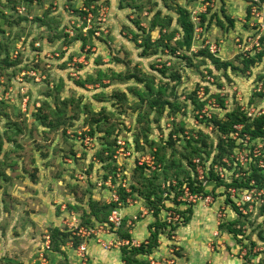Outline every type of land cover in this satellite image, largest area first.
<instances>
[{
  "label": "rangeland",
  "instance_id": "374dc122",
  "mask_svg": "<svg viewBox=\"0 0 264 264\" xmlns=\"http://www.w3.org/2000/svg\"><path fill=\"white\" fill-rule=\"evenodd\" d=\"M19 1L22 0H0L1 12L12 16L9 23L0 16V44L9 47V58L6 59L7 51H2L0 57V143L3 142L0 150V264H39L46 259L51 251L50 228L57 227L66 234L65 230H70V246L76 250L81 244L76 247L73 237L87 245L95 236L78 235L74 224L87 228L93 224L100 230L99 234H106V229L100 228L103 220L99 221L92 210L114 203V192L119 195L118 190L124 188L123 185V190L131 193L123 206L133 204L138 211L131 221L126 219L125 225L122 223L114 232L117 237L124 231L134 233V228L145 218L155 221L145 187L157 191L160 186L162 194L166 192L162 195L165 197L167 194L174 197L182 190L183 195L177 200L183 204L177 206V210H185L190 200L185 187L189 184L184 182L179 187V180L173 175V167L178 163L183 164L185 174L189 171L197 179L202 174L206 182L214 173L213 178L224 184L242 183L255 167L256 171L262 170L258 166L264 161V138L253 139L236 128L223 134L216 126V122H225L232 112L246 115L248 122L264 115V62L241 72L245 52L238 47L237 39L243 40L251 34L250 30L231 38L224 36L230 39L224 40V31L218 27L221 16L229 22L225 15L228 4H224V10L222 0H217V4L208 6L204 12L201 0L179 1L178 4L189 11L194 25L192 50L180 48L172 54L168 49L163 51V45H155L152 49L159 55L142 57L141 40L147 37L150 21L158 10L166 21L169 18L172 21L165 28L166 32L155 28L150 34L151 41L157 43L161 33L163 36L174 34L173 40L164 42L174 48L178 40H182L180 15L171 0H134L139 4L137 11L121 9L120 0H97L95 6L99 8V15L89 23L88 16L78 13L84 9L85 0H30V3L24 2L25 7H16ZM26 6L30 13H25ZM18 8L26 20H15ZM95 27L99 28L97 32L88 36V30ZM217 43H221L222 48L215 57L220 62H231L237 70L232 67L225 70L220 63L215 64L207 54L201 53H210L204 49L206 44ZM36 48L40 49L38 53L33 52ZM161 70H165L166 75ZM126 74L144 76L146 81H119ZM252 74L255 75L253 83ZM150 83L154 92L162 88L163 100L168 99L180 107L176 113L169 115L166 109L157 121L156 111L147 105L134 110L139 102L137 95ZM116 94L127 96L118 101ZM93 119L102 122L99 126L94 124L95 134L91 135ZM108 128L114 130L109 139L105 135ZM108 141L113 145L116 142L112 146L111 161L106 159ZM188 142L199 148V153L193 152ZM158 146L163 148L159 156L165 158L162 164L155 155ZM188 156L192 160L190 166ZM168 163L172 166L167 170L164 164ZM141 166L143 172L139 169ZM155 175L158 178H154ZM246 184L248 182L242 183ZM205 186L210 196L194 194L202 197L199 204L217 207V230L213 233L221 231V224L239 216L244 236L234 240L228 227L223 226L221 236H212L210 245L206 242L200 249L184 247L176 239L179 237L177 229H172V225L180 224L182 219L168 222L175 205L168 207L171 204L166 203L159 217L162 222L166 220L168 226L161 236L170 240V255L183 259L181 257L188 256V252H203L207 259L202 264H220L218 260L222 264H233L231 260L234 264H263L264 212L259 208L248 211V206H244L237 215L232 205H225L223 201L230 198L234 203L232 196L239 198L246 187L214 188V182L209 181ZM96 203L100 205L97 207ZM98 241L104 242L99 237ZM134 241L136 247L142 243ZM156 250L158 248L153 251ZM172 262L163 264H174ZM200 262L183 259L178 264ZM149 263L157 264V260L149 259ZM79 264L83 263L79 261Z\"/></svg>",
  "mask_w": 264,
  "mask_h": 264
},
{
  "label": "trees",
  "instance_id": "16d2710c",
  "mask_svg": "<svg viewBox=\"0 0 264 264\" xmlns=\"http://www.w3.org/2000/svg\"><path fill=\"white\" fill-rule=\"evenodd\" d=\"M25 1L30 3V0H22L21 2L19 1L18 3H15L16 7H20V6H24L25 7V5H24ZM96 1L97 0H85V2H84V6L85 7H84L83 10L81 9V10L78 11V13H80L79 15L80 16L85 15V16H88V18H89V16H92L91 21L95 20L96 17L99 15V13H98V11H99L98 9L99 8L97 6H95V2ZM171 1L174 3V6H175L177 12L180 15L179 19H180V23H181V27H182V31H183L182 40H178V42H177V44H176V46L174 48H171L168 43L165 45V43L168 40L171 41V40L174 39V34H169L167 36H163L162 33H161V39H159V41L157 43H155L156 41H154V42L151 41L150 34L155 28L156 29L159 28L160 32H164V31L166 32L165 28L170 26L171 21H172L171 18H169L166 21L167 18L162 15L161 11L158 10L153 15V18L150 21V29L148 30L147 37L144 38L143 40H141V43H142L141 47L143 49L142 54H141L142 57H148V55H150V54L159 55V54H156L157 50L152 49L153 46H155V45L156 46L157 45L158 46H162L163 45V47H162L163 51H165V49H168L172 54L175 51L177 52V50L179 51L180 48H184L185 50L190 51L191 46H192V42H193L194 25H193V23L190 20L189 11L186 8H184L183 6H180V4H178L179 1H181V0H171ZM119 7L121 9H131L132 11H137V10L140 9L139 8V4L138 3L136 4L134 2V0L133 1L132 0L131 1H129V0H120ZM25 10H26L25 13L26 12L30 13L28 6H26ZM0 16L2 18L6 19V23H9L11 21L10 17H12V16H6L3 12H1V10H0ZM204 17L205 16H203L202 18L205 21L206 19ZM26 19L27 18H26L25 15L17 13V17H16L15 20L20 22V21H23V20H26ZM228 20L230 21V24L233 26V21L230 18H228ZM40 21H42V20H40ZM218 23L221 26L224 25L222 20L219 19V18H218ZM136 24L139 27L138 22H136ZM82 25L84 27L87 25L86 19L83 21ZM42 26L44 27L46 25L43 24ZM97 29H99V28H97V27L90 28L88 30V32H87L88 36H93L97 32ZM0 30H1V28H0ZM143 32H144V30H143ZM80 33H83V32H80ZM137 36L138 35L136 34L135 37H137ZM80 37H82V36H80ZM75 40H77V38ZM84 40H86V39H84ZM135 41H138V40L135 38ZM152 43H154V44H152ZM7 47H8L7 44L6 45L5 44H0V57L2 56L1 55L2 51H4V52L7 51L6 59L9 58V52L7 50ZM39 51H40V49H38V48L33 50V52H35V53L36 52L38 53ZM201 53L207 54L215 64L220 63V65L223 66V68L225 70H227L229 67H232L233 70H237L236 67L232 66L231 62H225V63L224 62H220L219 58H216L215 56H213L212 54H210L208 52H206V53L205 52H201ZM263 57H264V50L262 52L256 54L255 56L244 58V63L245 64H244V67L241 68V72L245 73L247 70H251L259 62L263 63L264 62ZM161 72L164 75H166V71L165 70H161ZM135 79L137 80L138 83L146 81V80H144L145 79L144 76L140 77L139 75H136V74H128V75L126 74V75L122 76V78L119 79V81H128V80H135ZM95 82H96V80H95ZM161 93H162V88H160V89H158V90H156L154 92V88L151 85V83L148 84L147 88L144 89V90H140L139 94L137 95L139 97V102L136 103V106L134 107V110H136L138 107H142L143 105H147V107L150 110L154 109L156 111V120L157 121H159V119L165 113L166 109H168L169 115H172V114L176 113V111L180 107L177 104H175L174 102L169 101L168 99L167 100H163L160 97ZM126 96H127L126 94H124V95L116 94L115 95L116 100H118V101L122 100V98L126 97ZM227 117L228 118H227V120L225 122H216V126H217V128L219 129V131L221 133L229 134V132L233 131L235 126L241 125L242 126V128H241L242 134L243 133H247L253 139H257V138H261L262 139V138H264V115L259 116L257 118H254L251 122H248V119L246 118V115L237 114L236 112H232V113L228 114ZM46 119L47 118L44 117L45 121H46ZM102 120H104V118H102ZM102 120L93 119V123L91 124V130H90V134L91 135L95 134L94 124L99 126L101 124ZM104 122H106V120H104ZM59 124H60V122L57 121V125H59ZM149 124H150V122L147 121V125H149ZM50 125H53V124H50ZM53 126L57 127L56 124L53 125ZM113 131L114 130L112 128L106 129L105 135H106L107 139H109L111 137V135L113 134ZM144 136L146 137V132L144 133ZM244 136L246 137L247 135L244 134ZM8 141L10 142V140H8ZM12 142H13V140H12ZM170 143H172V142H170ZM2 145H3V142L0 143V150H2V148H3ZM115 145H116V142H115ZM115 145H113L111 142H109L108 143V147L105 148V150L109 152V155L106 156L107 157L106 159H109L110 161L112 160V157H113V154H114V147H112V146H115ZM187 146L190 147V149H192L193 152L199 153V151H200L199 148L192 147L190 142L187 143ZM219 148L222 149V146L220 145ZM162 149L163 148H160L158 146V148L156 150V153H155V155H157L156 158L160 162V164L165 163L164 162L165 158L164 157H159L160 153H161L160 151ZM190 154H191L190 155L191 157L194 156V155H192V153H190ZM183 157H185V156H183ZM255 157H256V159H259L258 156H255ZM188 158H189V166H190V165H192V162H191L192 160H191V158L189 156H188ZM102 161H105V159L102 158ZM164 165H165V167L167 166L165 168L167 170L170 169L171 166H172V164H170V163H168V165L167 164H164ZM182 166H183L182 163H178L177 165H175L173 167V168H175V172H174L173 175H174V177L177 180H179V187H181L182 184H184V182H186V183L189 184L188 188H189V190L191 192H193V193L197 192V194H200V195L204 194V195L210 196L205 191V187L206 186L203 185V181H201V180H199L197 178H194V176L189 174L190 173L189 171H188L189 173L186 171L187 173L185 174V171H182ZM258 168H259V166H258ZM139 169H140L141 172L144 171V167H142V166L139 167ZM32 177L33 178L36 177L35 173L32 174ZM213 177H215L214 173L211 174V178L208 177V179L207 178H205V179H207L209 182H212V183L214 182V184H215L214 188L238 186V185L241 186V187H246V189H250L252 187H255L257 190H261L262 188H264V172L262 170H257L256 171V167H255V169L251 170V174L248 177H246L244 179V181L242 182L243 185H244L245 182H248V184H246V186H243L241 182L240 183L239 182H232L233 184H224V183L218 181L217 178H213ZM154 178H158V176L155 175ZM180 179H182V180H180ZM251 180H254L256 182L255 185L250 184ZM159 187L160 186L157 187V191H156L155 188H153V189H151L149 187H145L144 188L147 191L146 192V197H147V200H148L147 201L148 207H149V209L151 211H153L152 214H153V217L155 218V221L149 226L150 236H149V239H148L147 243H142L138 247H125V248L122 249L123 259H124L125 263H127V264H149L145 260H143L141 258H138V257L140 255H142V256L150 255L152 253L153 249L158 246L159 236L161 234L165 233V232H162V230L164 228L166 229L168 226H166V224H165L166 220L163 219L164 222H162L160 217H159V215H160L161 211L165 209L164 205H166V203L167 204H171V206H173L172 204H174L175 205V206H173L174 207V210H173L174 213L178 214L181 217V219H182V222L180 224L176 223V224L172 225V229L173 230H176L181 225L188 224L189 221L191 220V217H192L193 213H194V207L200 205L199 201L193 202V203H197V205H194V206L190 204L191 202H189V203L185 204L186 205L185 210H183V211L182 210H177V206H180V204L181 205L183 204V203H181L180 201L177 200L179 195H183V191L180 190V192H178L177 194L175 193L174 197H171L170 194H167V196L165 197V196H162V195H164L166 192H164V194H162L163 191H161V189ZM123 189L124 188H120L118 190V193H119V197H120L121 203L122 204H126L127 203L126 202V198L129 197V195H131V193L130 194L126 193V191L123 190ZM222 189L225 191L224 188H222ZM158 191H161V193H157ZM213 193H214V191H212V194ZM220 193H222V192H220ZM153 196H155V197H153ZM213 200H215V199L213 198ZM176 201H178V202H176ZM223 201H224L225 205L226 204L229 205V203H230L232 205L233 210L237 213V215H239V210H241V209L237 205L236 206L238 208L235 206L236 202L234 200L233 201H234L235 204L232 203V200H230V198H225V200H223ZM251 204L253 205V208H259L261 210V213L264 212V201L263 202H257L255 200L252 203H246L244 206L245 207L248 206V211H250L249 210V206ZM94 205L95 206H97V205L99 206L100 204L96 203ZM116 205L117 204H115V203H111L108 206H101V208L98 209V210H95V209L92 210V214L97 219H99V221L103 220L101 222L105 224L107 222V218H108L109 214L111 213V211L113 210V208ZM201 205H203V204L201 203ZM222 205H224V204H222ZM203 207H206V206H203ZM207 207H209V206H207ZM100 215H102V216L100 217ZM88 221H90V220H88ZM223 226L228 227L227 228L228 233H230L231 235L233 234L234 237H235L234 239H236V240H238L240 237L244 236L242 231L240 230L242 227L240 226L239 216L236 217L235 220H233L231 222H228L227 224H223V225L221 224V228H222L221 231L224 229ZM79 227H83V228L89 229V228H94L95 226L92 224L91 227L87 228V227H84L81 224H79ZM235 227L237 229H234ZM65 231H67V234H66V232H64V230H61V229H59L57 227L49 229V244H50L49 249L52 252L62 253V246L65 245L69 241V239L71 237L70 236L71 235V231L70 230H65ZM120 238L130 239V235L128 234L127 231H124V232H122ZM73 239H74V245L76 247L78 245L82 244L83 240L81 241V240H79L78 238H75V237H73ZM251 243H253V242L251 241ZM248 263L249 262H247V264Z\"/></svg>",
  "mask_w": 264,
  "mask_h": 264
},
{
  "label": "crops",
  "instance_id": "0c3cea01",
  "mask_svg": "<svg viewBox=\"0 0 264 264\" xmlns=\"http://www.w3.org/2000/svg\"><path fill=\"white\" fill-rule=\"evenodd\" d=\"M214 1L217 4V0H214ZM221 3H222L221 6H223L224 10H226L224 4L225 3L228 4L229 12L226 10L225 15L233 21V26L230 24L231 27H228L230 21L228 22L226 19H224L221 16V20L222 18L224 19V22H223L224 25L223 26L218 25V27L224 31L222 34L223 35L222 38L224 36L225 37L229 36V38L235 37L236 33H240L242 35L245 34L246 30L249 29L248 25L245 22L246 13H247L246 0H222ZM236 5L237 7L235 8ZM228 28L230 29L228 30ZM225 37L223 38L224 40H230L229 38L226 39ZM257 65L258 64H256V66ZM254 77L255 75H253L252 79L250 80L251 83L254 82L255 80L253 79ZM169 206L171 205H168V207ZM139 208L141 209V205L139 206ZM121 209L124 215V221H123V226H124L126 219H130L131 221L133 216H135V212L137 208H135L133 204H130V205L122 206ZM216 209L217 207L215 205L213 207L212 206L203 207V205L200 204L194 207V213L189 223L181 225L180 227L177 228V234L179 235V237L178 238L176 237V239L179 241V244L184 247L190 246L192 248L197 247L198 249H200L202 246L205 245L206 242L208 243V245H210L209 243H211L213 239L212 236L214 237V236H218L222 234L223 231H215L213 233L214 230H217V226L215 224ZM141 222L143 223L137 224L138 225L137 228L136 227L134 228V233H132V231L130 233L129 231L128 234L130 235V240H140L142 243H147L149 236H150L149 226L154 221L151 222L149 218H147V220L145 218L141 220ZM164 235L166 236V234ZM98 237L100 238V241H104V242L117 239V236H115L114 233L98 234L97 236L93 237V239H91V241L87 243V255L90 258V264H127L125 263L123 259V253H122V249L125 247L104 249L101 243L98 241ZM232 237L233 239L235 238L233 234H232ZM218 240L221 241V238H218ZM244 241L246 242V240ZM70 242L71 241H68L65 245L62 246V253L50 251V254H47L46 260L43 262L40 261L39 264H79L80 259L78 256V250H76V248H74L72 245L70 246L71 244ZM169 243H170L169 239L163 238L160 235L158 239V246L154 248V249L158 248V250H156L155 252L152 251V253L150 254V256L148 255V257L140 255L138 258H141L148 263H149V259H154V260H157V264H163V262L168 263L169 261H173L172 263L174 264H176L177 262L178 264L179 260H183V259H189V261L191 262L193 261L196 262L198 260V261H201L199 264H202V261L207 259L206 257L207 255L203 252H199V253L198 252L196 253L188 252L189 253L188 256L184 254V256L181 257L183 259H179L178 257L170 255V253L168 252V250L170 251ZM94 254L97 256H95ZM171 257L173 258L171 259ZM231 262L233 264L235 263L232 260ZM217 263L222 264L221 261L219 260L217 261Z\"/></svg>",
  "mask_w": 264,
  "mask_h": 264
},
{
  "label": "built area",
  "instance_id": "2783aa9c",
  "mask_svg": "<svg viewBox=\"0 0 264 264\" xmlns=\"http://www.w3.org/2000/svg\"><path fill=\"white\" fill-rule=\"evenodd\" d=\"M201 2L202 3H200V7L203 8L202 11H204V12L207 10L208 6H214V4H215L214 0H212L211 2L208 0H201ZM246 2L248 3V5H247L248 10L246 13L245 22L248 25L251 34H247V36L243 40L237 39V43H238V47L240 49H243V51L245 52V53H242L244 55V57L248 58V57L255 56L256 54L262 52L263 48H264V37H263V33H264V12H263L264 0H246ZM19 13L22 14L23 12H21L19 9ZM193 19L195 20L196 18H193ZM90 21L91 20H90V16H89L88 22H90ZM206 43H208V42H206ZM217 44H208V45L206 44L204 46V49H207L213 56H215L218 52L221 51V48H222L221 43L218 45ZM252 51L255 52L254 55H251L250 52H252ZM249 115H252V113H250ZM260 115H262V114H260ZM238 127L239 128H237V126H235V128L239 129V130L242 128L240 126H238ZM261 162H263V161H260V163ZM260 163H259V167L264 172V162H263V165ZM200 175L201 176L198 179L203 181L204 185L207 184V181L205 182L202 174H200ZM251 184L255 185V182L253 181ZM123 187L125 188L124 185H123ZM244 190H245L244 193L239 198L237 196H232L233 200L236 202V205L240 209H242V207L246 203H252L255 200L257 202H263L264 201V188H262L261 190H257L255 187H252L250 189L245 188ZM185 191H186V195L190 197L189 202L190 201L197 202L198 200H202V197H200V195L194 194L193 192L188 193V191H190L189 188L185 187ZM114 193H115L114 194L115 196L112 198V200L117 205L113 208V210L109 214L107 222L105 224H102V226L100 227L101 229H106V232H105L106 234L107 233H114L116 230L120 229L122 226L123 220H124V216H123L122 209H121L123 204L121 203L120 197L117 194V192H114ZM232 193L234 194V193H236V191L232 190ZM207 199H208V197L204 198L203 200L206 202ZM251 209H253L252 204L249 206L250 211H251ZM219 214H218V216L222 217V213L220 212ZM179 217H180L179 215H175L174 213L173 214L169 213L167 221L170 222L171 219H172V221L178 220ZM73 227L75 228V231L76 230L78 231L77 232L78 235H81V236L87 237V238L92 237V236H97L100 232V230H97V228L86 229L83 227H79V225H74ZM101 245L104 249H112V248H119V247H136L134 240L122 239L119 237H117V239L112 240V241L109 240L108 242H101ZM77 250H78V256H79L80 262L83 264H90V260L87 257V245L81 244ZM45 260L46 259H42V262ZM152 264H154V263H152Z\"/></svg>",
  "mask_w": 264,
  "mask_h": 264
}]
</instances>
